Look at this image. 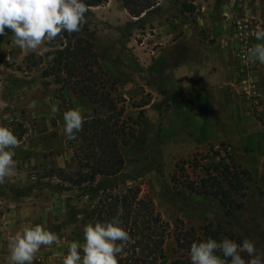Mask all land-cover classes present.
<instances>
[{
	"label": "rangeland",
	"instance_id": "1",
	"mask_svg": "<svg viewBox=\"0 0 264 264\" xmlns=\"http://www.w3.org/2000/svg\"><path fill=\"white\" fill-rule=\"evenodd\" d=\"M86 16L80 33L93 37L100 64L96 71L115 82L114 95L124 101H119L124 107L122 120L135 128L134 139L121 146L124 168L107 184L119 194L138 189L170 225L166 258L159 264L187 261L189 255L178 249L176 235L191 228L201 234L207 224L221 226L241 241L248 238L264 252L261 152L228 141L205 148L196 145L202 120L213 115L212 101L207 103L209 96L202 93L204 75L209 73L223 76L230 83L223 86L228 96L233 91L237 100L242 99L251 120L244 119L246 127L264 126L259 110L264 65L244 57L259 43L255 31L264 29V0H158L139 18L131 17L121 0H108L100 8H88ZM5 32L0 36V69L5 76L0 79L5 100L0 125L13 130L20 146L13 157L14 174L0 185V227L4 228L5 216L14 234L27 225L47 227L59 239L42 247L33 264H63L69 243H83V228L93 223L89 218L102 196L89 185L78 188L63 178L77 172L79 147L70 145L63 133V113L80 107L88 118L98 107L74 94L70 86L55 82L54 76L44 78L45 71L62 65L69 41L59 35L28 51L12 42L9 29ZM231 159L250 172L252 181L243 197H234L243 208L227 217L219 200L197 196L187 187L208 175L218 176ZM182 162L188 163L185 184L178 185L172 178ZM244 258L248 259L246 254Z\"/></svg>",
	"mask_w": 264,
	"mask_h": 264
},
{
	"label": "trees",
	"instance_id": "2",
	"mask_svg": "<svg viewBox=\"0 0 264 264\" xmlns=\"http://www.w3.org/2000/svg\"><path fill=\"white\" fill-rule=\"evenodd\" d=\"M108 0H85L88 8H97ZM122 7L131 17L139 18L156 7L158 0H121ZM60 36L70 42L71 46L63 53L62 65L45 71L44 78L54 76L57 83L70 86L73 93L88 98L98 108L93 109L76 140H68L70 145L79 144L76 151L78 170L74 176L64 180L81 188L91 186V191L102 196L90 215V221L110 220L120 215L123 227L129 232L131 241L124 247L118 257V264H159L166 258L164 246L170 237V225L156 211L154 203L140 197L138 189H129L123 194L115 193L107 184L109 179L119 175L125 165L121 146L128 144L135 137V128L122 120L124 107H119L122 99L115 97V82L100 69L93 37L86 34L61 33ZM110 86V87H108ZM181 164V166H180ZM176 166L172 178L174 183H183L187 162ZM100 179V180H99ZM252 181L249 171L231 159L224 165L218 176L208 175L196 186L187 187L197 196H209L220 201L227 217L243 208V203L235 196L243 197L248 184ZM182 185V186H183ZM86 188V187H85ZM180 230L176 235V244L180 251L189 255L187 261H174L173 264H190V246L212 238L218 242L224 238L238 244L241 239L225 233L221 226L207 224L200 229ZM244 258V256H243Z\"/></svg>",
	"mask_w": 264,
	"mask_h": 264
},
{
	"label": "clouds",
	"instance_id": "3",
	"mask_svg": "<svg viewBox=\"0 0 264 264\" xmlns=\"http://www.w3.org/2000/svg\"><path fill=\"white\" fill-rule=\"evenodd\" d=\"M87 12L85 0H0V36H5L7 28L17 47L36 51L61 33L79 34L87 21ZM254 35L259 43L247 50L246 59L264 65V29ZM51 110L55 113L57 108L53 105ZM63 119L65 137L76 140L87 120L84 110L74 107L63 113ZM19 146L13 130L0 125V185L14 174L17 162L13 157ZM58 239L55 232L41 224L24 226L8 241V264H33L41 248ZM130 241L119 214L110 220L88 223L83 228V243H69L63 264H118V257ZM189 254L190 264H264V252L248 238L239 244L228 238L193 242ZM244 254L248 259L243 258Z\"/></svg>",
	"mask_w": 264,
	"mask_h": 264
},
{
	"label": "crops",
	"instance_id": "4",
	"mask_svg": "<svg viewBox=\"0 0 264 264\" xmlns=\"http://www.w3.org/2000/svg\"><path fill=\"white\" fill-rule=\"evenodd\" d=\"M100 8V7H97ZM4 69V68H3ZM3 69H0V79L5 78ZM2 70V71H1ZM229 82L224 80L223 76L218 74H206L202 81V93L207 94V103L212 101L213 115L206 114V118L202 120L201 129L197 131L196 145L198 147H207L210 144L220 143L228 141L233 146H242L241 144L251 147L257 152H261V156L264 150V126H256L255 129L250 126L246 127L244 119L249 120V113L245 111V105L242 99L237 100V97L233 94L229 95V92L223 86H227ZM230 84V83H229ZM228 84V85H229ZM212 85V86H211ZM233 86V85H232ZM236 93L239 92V87H235ZM217 93V95H215ZM227 95V96H226ZM3 91H0V110H4L5 100L2 98ZM259 110L262 116H264V99L259 103ZM220 110V111H219ZM219 112L220 121L217 123V114ZM204 116V115H202ZM251 121V120H249ZM254 122V121H252ZM249 122L250 124H253ZM257 123V122H256ZM255 123V124H256ZM258 131V128H260ZM263 149V150H262ZM4 228L0 227V264L4 259V264H8V241L10 237L14 235L13 225L10 219L3 220Z\"/></svg>",
	"mask_w": 264,
	"mask_h": 264
},
{
	"label": "built area",
	"instance_id": "5",
	"mask_svg": "<svg viewBox=\"0 0 264 264\" xmlns=\"http://www.w3.org/2000/svg\"><path fill=\"white\" fill-rule=\"evenodd\" d=\"M244 57H246V56H244Z\"/></svg>",
	"mask_w": 264,
	"mask_h": 264
}]
</instances>
